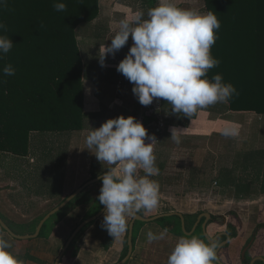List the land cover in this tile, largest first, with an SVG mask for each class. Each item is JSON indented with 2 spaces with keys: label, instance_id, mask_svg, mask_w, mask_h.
<instances>
[{
  "label": "crops",
  "instance_id": "obj_1",
  "mask_svg": "<svg viewBox=\"0 0 264 264\" xmlns=\"http://www.w3.org/2000/svg\"><path fill=\"white\" fill-rule=\"evenodd\" d=\"M159 2L160 0H98L99 15L92 22V26L103 28L101 31L103 34L105 33L104 38L95 40L84 37L80 43L83 45V50L87 52L90 62L89 75L92 83L90 85L93 86L92 92L89 94L86 91L84 81V110L86 113L96 114L100 112L101 107H104V117L88 118L82 131L51 135L52 144L45 140L46 143L45 141L41 142L42 146L39 150H37L40 148L39 145L34 147L36 141H33L31 137L28 155L21 158L11 157V162L16 164L18 161L19 166H22L20 168H24V174L19 173L24 177L21 184H19L20 179L16 174L17 171L12 170L9 173V181L4 179L1 172L6 166L1 161L3 157H0V216L4 217L9 226L15 228L21 226L23 228L17 229L16 235H33L40 220L92 176V168L90 167H95L97 163H91L87 165L86 169L84 168L86 159L88 161L97 160L94 149H89L85 142L89 127L96 129L108 119H114L118 116L125 118L132 116L136 119L137 115L138 119L136 120L141 122L145 129L161 128L164 129L163 133H170L169 130L172 127L185 129L181 137L183 141L191 139L192 137H188L190 135H203L202 138L207 140L206 145L211 146L212 142L210 141L213 140V136H216V140H218V146H216L219 151L217 156L232 155L234 157L236 155L234 166L238 164L241 170L247 169L246 174L237 172L238 170L234 171L233 183L226 187L216 185L212 187L209 193L189 195L184 198L163 193L161 177H158L157 182L160 185L159 207L153 211H148V213L142 212L143 217L148 219L156 215L174 212L186 217L197 216L196 221L201 214H208L210 219L211 217H218L216 221L207 224L206 232L210 238L225 232L224 229H226L227 224L230 223L234 226V223L238 221L235 238L230 239L226 248L220 249L218 258L224 264H249L255 258H264V193L260 194L258 198L252 196V199L248 201H235L234 191L238 179H241V183L253 191H264V182L259 184L261 185L260 188H254L262 176L261 170H264V158L260 157L261 165L255 160L256 156L258 157L259 153L264 151V116L253 112H228L224 117L199 110L197 117L191 120L187 126H184L181 117L172 116L166 112L163 99L154 100L149 106H142L131 91L133 85L116 71L118 63L125 57L133 44L131 37H129L127 44L114 56H106L104 67L100 65L99 56L102 54L100 45L107 46L111 43V39L118 30L119 21L126 18L131 20L137 11H143L145 18H147L148 9L155 8ZM174 3L182 9L206 13L203 0H174ZM89 103L92 105L90 108H88ZM202 118H204V123L203 125L200 123V128L204 131L200 129L199 133L197 131L191 132L192 124H196L198 119L202 120ZM227 124L238 126L239 135L231 138L224 137L221 134V129ZM212 125L214 128H208ZM243 132L247 134L244 136ZM42 138L48 139L50 137ZM45 148L46 150H44ZM248 151L251 152L248 155L251 165L248 168H243L244 154ZM63 153L65 157L63 156V161H61L59 156ZM43 156H50L53 159L47 166L48 171L52 167H56L57 163L63 167L61 170L64 174V179L61 180L63 185L61 184L58 190H51L56 176L54 177V174L50 173L49 179L47 172L40 166L39 158H43ZM8 160L10 161V158ZM21 160H24L23 163H20ZM8 165L10 164L8 163ZM35 168L39 169L40 172ZM106 169L105 166L100 168L95 175H101ZM252 169L255 170V176L250 173ZM141 170H137L138 175ZM34 172L42 175V182H34ZM72 172H74V179L72 183H69L67 177ZM82 175L83 179L81 180L83 182L80 180ZM85 176L87 177L85 178ZM34 183L37 184L34 185ZM42 193H46L45 196ZM43 196L45 201L38 204L36 199L40 200ZM88 208L87 204L82 203L52 217L47 231L42 237L38 235L34 239L20 240L12 238L1 230L0 236L11 244L7 251L18 260L23 261L24 264H54L67 239L85 216ZM104 214L79 236L77 242L65 253L59 264H116L120 261L125 234L119 239L112 237L108 249L106 252H102L100 237L108 236L107 231L101 227ZM133 216L126 217L128 225ZM33 224L36 225L33 226ZM149 230L158 234L163 228L155 222H147L140 226L127 264H166L168 255L177 239L181 237L168 231V236L165 239L148 243L146 233ZM196 237L202 239L199 234H196ZM251 239L252 241H250ZM254 239L255 242L253 243ZM249 241L251 244L248 246ZM74 246L75 249L72 252ZM247 246L248 248L244 252Z\"/></svg>",
  "mask_w": 264,
  "mask_h": 264
},
{
  "label": "trees",
  "instance_id": "obj_2",
  "mask_svg": "<svg viewBox=\"0 0 264 264\" xmlns=\"http://www.w3.org/2000/svg\"><path fill=\"white\" fill-rule=\"evenodd\" d=\"M55 2L65 3L66 10L56 11L53 8ZM203 2L205 11L214 12L221 25L211 48L212 57L220 63L208 71L207 77L211 80L216 74L222 75L223 82L232 84L238 93L228 103H217L204 110L224 117L228 112H253L264 116V0ZM98 15V0H7V7L0 6V23L6 25L7 29L0 30V35L8 36L13 43V48L0 57V154L25 157L29 153L32 134L48 136L79 132L84 129L88 118L104 117V107L96 114L84 110V81L90 78V62L80 43L84 37L95 40L104 38L103 28L92 26ZM6 65L15 69L14 75L6 76L3 73ZM163 102L166 112L181 117L184 126L194 120L199 112L188 119L182 114H172L170 105L165 100ZM170 136L171 133L167 132L159 134L153 151L160 171L150 179L157 181L161 177L163 193L184 198L208 193L212 184L226 187L233 183L234 168L230 167L233 160H229L232 155L219 158L211 155L212 160L209 161L210 154L207 153L204 164L197 165L193 160L198 147L188 141L184 142L189 144H184L182 140L176 144ZM171 154L175 156H169ZM261 156L264 158V151L259 153L258 157ZM178 157L181 161L188 159L193 162L186 164L177 161ZM221 160L227 166L212 176L217 162ZM143 175L141 170L139 176ZM95 177L92 175L90 179ZM82 194L66 208L87 203L81 199ZM253 194L249 187L236 184L234 200L248 201ZM102 206L98 200L89 203L86 218L95 215ZM217 218L212 217V220ZM1 219L12 232H16ZM50 219L43 225L39 237L47 231ZM185 219L189 221L186 224L189 231L196 216ZM154 222L173 234L185 236L176 216ZM143 224L137 222L134 225L133 245ZM16 229L23 228L17 226ZM225 230L230 239L235 238L236 228L233 225L227 224ZM196 233L204 239L199 226L194 234L186 237L196 236ZM126 237L127 232L120 259L127 252ZM100 240L102 252H106L112 237L101 236ZM224 240L225 237H219L216 242L219 245Z\"/></svg>",
  "mask_w": 264,
  "mask_h": 264
},
{
  "label": "clouds",
  "instance_id": "obj_3",
  "mask_svg": "<svg viewBox=\"0 0 264 264\" xmlns=\"http://www.w3.org/2000/svg\"><path fill=\"white\" fill-rule=\"evenodd\" d=\"M0 6L7 7V0H0ZM58 12L66 10V4L55 2ZM137 11L131 20L122 19L111 43L102 47L99 56L104 67L106 56H114L128 42L133 41L125 57L118 63L116 71L132 85V93L142 106H149L154 100L163 99L170 105L172 114H182L188 119L197 111L217 103H228L238 95L235 87L224 83L220 74L211 80L207 73L220 63L211 55V48L220 28L214 12L200 13L182 9L174 0H160L158 6L146 13ZM0 30L6 25L0 23ZM13 48L8 36L0 35V57ZM6 76L15 74L11 65L3 68ZM170 139L181 143L185 129L170 128ZM226 138L239 135L238 126L227 124L221 129ZM145 140L150 143H145ZM85 142L100 162L110 165L103 175H98L102 187L97 197L105 206L101 227L113 239H119L128 230L127 216L141 210L153 211L159 207L160 185L150 177L159 174L153 154L158 143L154 135H148L141 122L134 117L118 116L108 119L99 128L89 132ZM142 169L143 176H139ZM168 229L158 234L149 230L148 243L163 240ZM11 244L0 236V264H24L7 249ZM218 243H206L196 236H181L168 255L166 264H214Z\"/></svg>",
  "mask_w": 264,
  "mask_h": 264
},
{
  "label": "rangeland",
  "instance_id": "obj_4",
  "mask_svg": "<svg viewBox=\"0 0 264 264\" xmlns=\"http://www.w3.org/2000/svg\"><path fill=\"white\" fill-rule=\"evenodd\" d=\"M84 41H85V39H84ZM90 84H92L91 83V79L90 78H86V80H85V86H86V91L90 94V92H92V88H93V86L92 85H90ZM88 86H89V88H88ZM92 105H91V103H89V105H88V108H90ZM136 119H138V117H137V115H136ZM204 118H202V120L201 119H198V122L196 123V124H192V126H191V132L192 131H197V133H199L200 132V123L203 125V120ZM212 120H215L214 118H211ZM214 125H212L211 127L209 126L208 128H214L213 127ZM147 130V133H148V135H154L156 138H157V134H161V133H163V131H164V129H161V128H154V129H146ZM201 130H203L204 131V129H201ZM245 131V130H244ZM206 132V131H205ZM244 136L247 134L246 132H243L242 133ZM42 137H50L51 138V135H48V136H43V135H40V134H32V138H33V141H36L35 143H34V147H37L38 145H39V147L40 148H38L37 150H39V149H41V142H43V141H53V139L51 138H48V139H43ZM188 137H192L191 139H187V140H184V141H188L189 143H191L192 145H195V146H197L198 148H197V151H196V153H195V159L193 160L194 161V164H197V165H202V164H204V161L203 160H201V158L203 157V159H204V157L206 156V154L208 153V154H210V159H209V161L210 160H212L211 159V155H213V156H217V154L219 153V151H218V145H217V142H218V140H216V136H213L212 138H213V140L212 141H210V142H212V147L209 145L208 146V144L206 145V139L204 140V138H202L203 137V135H190V136H188ZM42 140H41V139ZM46 141H45V143H46ZM49 142V144H52V142ZM183 141V140H182ZM182 142V143H184V144H189V143H187V142ZM194 141V142H193ZM145 143L147 144V143H150V141H148V140H145ZM217 145V146H216ZM208 146V147H207ZM239 146V145H238ZM238 146H234V147H238ZM47 147V146H46ZM240 147V146H239ZM153 148L155 149V145L153 146ZM44 150H46V148L44 149ZM154 151V150H153ZM233 154V153H232ZM251 154V152H246L244 155V159H243V168H248V167H250V162H249V159H248V155H250ZM204 155V156H203ZM63 156H64V153L63 154H61L59 157H60V160L61 161H63ZM169 156H175V154H171V155H169ZM0 157H3V158H1V161L2 162H4V164H5V168H4V170L1 172V175L3 176L4 175V179L5 180H7V181H9V179H10V175H9V173H11L12 172V170L15 172V171H17L16 172V174H18V178L20 179V181H19V184H21L23 181H24V177L22 176V175H19V173L21 172V173H23L24 174V168H20V167H22L21 165L19 166V162L17 161V163L16 164H14V162H11V157H13L12 155H8V154H1L0 155ZM54 157V156H53ZM65 157V156H64ZM218 157V156H217ZM238 157H240V155H238ZM8 158H10V161L8 160ZM44 158V159H43ZM43 158H39V161H40V166H42L43 168L42 169H44L46 172H47V176L49 177L50 176V173H53L54 174V177H55V180H54V182L52 183V184H54V186H52V188L53 189H51V190H58V189H60V187H61V184L63 185V181H61V180H63L64 179V174L62 173V171L61 170H63V167H61V165H59V163H57L55 166L56 167H52L51 169H49V171L47 170L48 169V164H49V162L51 161V160H53L50 156L49 157H44L43 156ZM219 158V157H218ZM43 159V160H42ZM13 160V159H12ZM85 160V159H84ZM87 160V159H86ZM85 160V166H84V168L86 169L87 168V165H89V164H93V163H97V164H95V167H90V168H92V175H95V174H97L98 173V170L100 169V168H102V167H107V169L109 168V167H111L110 165H108L107 163H105V162H103V161H98V160H95V161H86ZM176 160L177 161H180V162H184V163H186V164H188V163H192V162H190L188 159H184V160H182L181 161V158H176ZM229 160H233L231 163H230V167L232 168H234L233 169V171H237V172H241L242 174H246L247 173V169L246 170H241V168H240V166L237 164V165H235L234 166V161L236 160V155H234V157L232 156V159H229ZM255 160H256V163H258L259 165H261L260 164V157L258 158L257 156H256V158H255ZM0 161V162H1ZM23 161L24 160H21L20 161V163H23ZM84 162V161H83ZM241 162V161H240ZM8 163L10 164V165H8ZM218 164H216V168L212 171V173H211V171H210V173H211V175L212 176H214V175H216L217 174V172H218V170L220 169V168H222V167H225V166H227V164L226 163H224V161L222 162V160L221 161H219V162H217ZM10 166V167H9ZM9 167V168H8ZM61 168V169H60ZM19 169V170H18ZM36 170H37V168H35ZM107 169H106V171H107ZM251 170V169H250ZM37 171H39L40 172V170L38 169ZM255 170L254 169H252V171H250V173L252 174V175H254L255 176V172H254ZM46 172H45V174H46ZM234 172V173H235ZM261 172H262V176L259 178V180L257 181V185L254 187L255 189H258V188H260V186L261 185H259V184H263V182H264V175H263V172H264V170H261ZM25 176V175H24ZM58 176V177H57ZM96 176V175H95ZM241 176V175H240ZM245 176V175H244ZM87 176H85V178H86ZM98 177V176H97ZM51 178H53V177H51ZM67 178H69V183H72V181H73V179H74V172H72L70 175H69V177H67ZM243 178V177H242ZM49 179H50V177H49ZM81 179H83V175L80 177V180ZM161 179V178H160ZM235 180V179H234ZM237 180V179H236ZM53 181V180H52ZM82 181V180H81ZM241 179H238V184L239 185H241V186H244V183H241ZM34 182H42V175H39L38 174V172H34ZM46 182H47V180H46ZM83 182V181H82ZM160 182H161V180H160ZM35 184H37V183H34V185ZM70 185H72V184H70ZM102 187V184H96V185H94V186H89L87 189H85V191L83 192V197L81 198L83 201H87V203L89 204V203H95V201L97 202V197H98V195H99V190H100V188ZM212 187H214V184H212ZM49 188V187H48ZM212 189V188H211ZM211 191V190H210ZM209 193V192H208ZM253 198H258L259 196H260V194H262L261 193V191H257V190H255V191H253ZM44 196H45V194L46 193H42ZM44 196L39 200L38 198L36 199V201H37V203L38 204H40V203H43V201H45L43 198H44ZM77 198V197H76ZM75 198V199H76ZM72 202V201H71ZM36 205V204H35ZM143 213H148V211H144V210H141ZM2 217V216H1ZM3 219H4V217H2ZM5 220V219H4ZM50 221H51V219H50ZM238 221H236L234 224V226H235V228L238 226V223H237ZM12 229L14 230V231H17V229L15 228V227H12ZM222 229V228H221ZM181 231H182V229H181ZM224 231H226L225 229H224ZM184 234V233H183ZM253 239V238H252ZM252 239L250 240V241H252ZM250 241H249V243H250ZM255 242V239H254V241H253V243ZM74 249H75V246L72 248V252L74 251ZM264 259V258H263ZM254 264H264V262H261V261H256Z\"/></svg>",
  "mask_w": 264,
  "mask_h": 264
},
{
  "label": "water",
  "instance_id": "obj_5",
  "mask_svg": "<svg viewBox=\"0 0 264 264\" xmlns=\"http://www.w3.org/2000/svg\"><path fill=\"white\" fill-rule=\"evenodd\" d=\"M101 180L98 179L97 177L88 180L86 183H84L81 187H79L77 190H75L73 193H71L68 197H66L57 207H55L54 209H52L49 213H47L38 223L35 233L33 235H27V236H19L16 235L15 233H13L10 228L6 225V223L1 219L0 217V228L2 231L6 232L8 235H10L12 238L15 239H20V240H26V239H34L36 237H38L43 225L56 213L60 212L61 210H63L72 200H74L77 196H79L86 188H88L89 186H92L94 184L99 183ZM105 213V206H102V208L100 209L99 212H97L95 215L85 219L84 221H82L77 227L76 229L72 232V234L70 235V237L68 238V240L66 241L65 245L63 246L59 256L57 257V259L55 260L54 264H59L62 257L65 255L66 250L68 249L69 245L71 244L72 240L75 238V236L80 232V230L85 227L86 225H88L89 223L94 222L96 219L100 218L103 214ZM172 216H176L180 219L181 222V229H182V233H184V235L190 236L194 233L196 227L199 225L201 219L203 218L204 221L201 224V231H202V235L204 237V239L207 241V243L212 242V241H216L219 237L224 236L225 240L222 241L217 249H216V260L215 263L216 264H224L222 263L219 258H218V252L220 251V249H222L224 246H226L229 241H230V237L229 235L224 232V233H220L217 234L215 237L210 238L206 232V227H207V223L210 221V216L208 214H202L198 217L196 223L194 224L193 228L191 229V231L187 232L185 229V223H184V218L181 214L179 213H165V214H160V215H156L153 216L151 218H144L142 217L140 214H135L130 223H129V227H128V235H127V252L126 255L116 264H126L128 262V260L131 257L132 251H133V244H132V236H133V228H134V224L135 222H154L160 218H165V217H172ZM251 244V242L248 244V246ZM248 246L244 249V252L247 250ZM256 261H261L264 262L263 258H255L253 259L249 264H254Z\"/></svg>",
  "mask_w": 264,
  "mask_h": 264
},
{
  "label": "flooded vegetation",
  "instance_id": "obj_6",
  "mask_svg": "<svg viewBox=\"0 0 264 264\" xmlns=\"http://www.w3.org/2000/svg\"><path fill=\"white\" fill-rule=\"evenodd\" d=\"M105 172H106V171H105ZM103 174H104V173H102L101 175H103ZM96 177H97V176H96ZM92 179H93V178H92ZM89 180H90V179H89ZM97 184H99V183H97ZM94 185H96V184H94ZM94 185H92V186H94ZM86 189H87V188H86ZM84 191H85V190H84ZM84 191H83V192H84ZM72 193H73V192H72ZM72 201H73V200H72ZM70 203H71V202H70ZM83 204H87L88 207H89V204H88V203H83ZM79 205H80V204H79ZM76 206H78V204L72 206L71 208H66V207H67V206H66V207H65L66 209L64 208L63 210H64V211H68V210H70V209H72V208H74V207H76ZM61 211H62V210H61ZM61 211H60V212H61ZM64 211H63V212H64ZM87 212H88V211H87ZM98 212H99V211H98ZM140 212H141V213H140ZM140 212H138V213H136V214H140V215L143 217V215H142V211H140ZM58 213H59V212H58ZM86 215H87V213H86L85 216L82 218V220L78 223V225H79L82 221H84L85 219L89 218V217L86 218ZM201 215H202V214H201ZM196 217H197V216H196ZM183 218H184L185 229H186V224H188L189 221H188V220L186 221V219H185L186 216H183ZM131 219H132V218H131ZM197 219H198V218H197ZM179 220H180V219H179ZM216 220H217V219H216ZM216 220H214V221H216ZM130 221H131V220H130ZM195 221H196V219H195ZM195 221H194V223H193V225L191 226V228H190L189 231H191V229L193 228L194 224L196 223ZM203 221H204V219L202 218L201 221H200V223H199V225H198V226L200 227V230H201V224L203 223ZM214 221L212 220V217H211V219H210L209 222L211 223V222H214ZM209 222H208V223H209ZM92 223H93V222H92ZM92 223H89V224L92 225ZM129 223H130V222H129ZM135 223H137V222H135ZM140 223H144V222H140ZM145 223H147V222H145ZM208 223H207V224H208ZM89 224H88V225H89ZM78 225H76V227H77ZM88 225H86V226H88ZM91 225H90V226H91ZM134 225H135V224H134ZM7 226H8V225H7ZM86 226H85V227H86ZM90 226H89V227H90ZM128 226H129V225H128ZM180 226H181V222H180ZM198 226H197V227H198ZM76 227L74 228V230L76 229ZM85 227H83V228L80 230V232L75 236V238L72 240V242H71V244L69 245V247H68V249L66 250V252H67V251H68V250H69V249L75 244V242H77L79 236L85 232V230L87 229V228L84 229ZM89 227H88V228H89ZM197 227H196V229H197ZM83 229H84V230H83ZM196 229H195V231H196ZM74 230H73V231H74ZM82 230H83V231H82ZM73 231H72V232H73ZM186 231H187V230H186ZM189 231H187V232H189ZM195 231H194V233H195ZM225 232H226V231H225ZM13 233H14V232H13ZM194 233H193V234H194ZM201 233H202V231H201ZM222 233H224V232H222ZM71 234H72V233H71ZM196 234H197V233H196ZM219 234H220V233H219ZM127 235H128V230H127ZM69 237H70V236H69ZM221 237H224V236H221ZM67 240H68V239H67ZM219 244H220V243H219ZM64 245H65V244H64ZM126 245H127V237H126ZM120 260H121V259H120Z\"/></svg>",
  "mask_w": 264,
  "mask_h": 264
},
{
  "label": "built area",
  "instance_id": "obj_7",
  "mask_svg": "<svg viewBox=\"0 0 264 264\" xmlns=\"http://www.w3.org/2000/svg\"><path fill=\"white\" fill-rule=\"evenodd\" d=\"M216 184H214V186H215Z\"/></svg>",
  "mask_w": 264,
  "mask_h": 264
}]
</instances>
